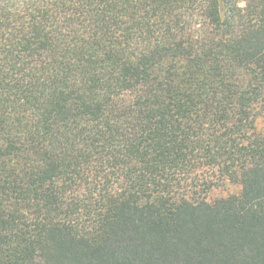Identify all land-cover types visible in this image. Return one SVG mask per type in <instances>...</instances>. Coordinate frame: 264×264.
<instances>
[{
    "label": "trees",
    "instance_id": "trees-1",
    "mask_svg": "<svg viewBox=\"0 0 264 264\" xmlns=\"http://www.w3.org/2000/svg\"><path fill=\"white\" fill-rule=\"evenodd\" d=\"M0 264H264V0H0Z\"/></svg>",
    "mask_w": 264,
    "mask_h": 264
},
{
    "label": "rangeland",
    "instance_id": "rangeland-1",
    "mask_svg": "<svg viewBox=\"0 0 264 264\" xmlns=\"http://www.w3.org/2000/svg\"><path fill=\"white\" fill-rule=\"evenodd\" d=\"M238 188L236 186H233L231 184H223L220 185L218 188H215L212 192L213 195H219L224 196L230 193L237 192Z\"/></svg>",
    "mask_w": 264,
    "mask_h": 264
}]
</instances>
